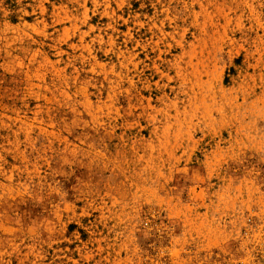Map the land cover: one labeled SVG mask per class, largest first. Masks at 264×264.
Instances as JSON below:
<instances>
[{"label":"rangeland","instance_id":"rangeland-1","mask_svg":"<svg viewBox=\"0 0 264 264\" xmlns=\"http://www.w3.org/2000/svg\"><path fill=\"white\" fill-rule=\"evenodd\" d=\"M264 215V0H0V264H225Z\"/></svg>","mask_w":264,"mask_h":264},{"label":"built area","instance_id":"built-area-1","mask_svg":"<svg viewBox=\"0 0 264 264\" xmlns=\"http://www.w3.org/2000/svg\"><path fill=\"white\" fill-rule=\"evenodd\" d=\"M241 237L244 246L237 255L225 259V264H264V215L250 209L244 219Z\"/></svg>","mask_w":264,"mask_h":264}]
</instances>
